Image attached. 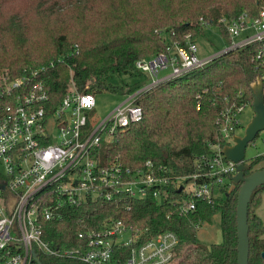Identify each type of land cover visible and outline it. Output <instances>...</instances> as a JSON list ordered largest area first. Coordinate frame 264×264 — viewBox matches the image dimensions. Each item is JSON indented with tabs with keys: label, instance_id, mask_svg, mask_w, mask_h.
<instances>
[{
	"label": "trees",
	"instance_id": "1",
	"mask_svg": "<svg viewBox=\"0 0 264 264\" xmlns=\"http://www.w3.org/2000/svg\"><path fill=\"white\" fill-rule=\"evenodd\" d=\"M262 1L0 0V84L36 73L32 79L45 88L49 111L56 110L73 88L95 97L104 92L127 95L148 81L135 70L136 61L166 53L174 43L197 44L207 27L218 28L228 40L221 19L234 20L244 12L254 18ZM254 54V46L228 51L140 94L136 104L142 119L102 140L94 155L101 167L120 164L136 170L148 162L154 177L169 180L168 198L157 203L149 191L142 199L119 194L110 201L65 202L56 219L42 221L47 247H78L80 233L98 230L105 221H121L145 237L173 232L178 238L173 264H236L235 212L241 184L233 185V175L227 176L211 203L193 200L179 187L206 171L203 162L217 149L230 145L216 124L221 113L245 105L252 108L250 84L261 75ZM115 77L141 81L120 85L113 82ZM262 161L264 154L245 161L249 170L244 175L264 169H254ZM178 178L185 181L179 185ZM263 192L264 185L255 189L248 205V264H264V225L256 215ZM175 201L194 202L195 211L180 215ZM216 214L221 243L198 244V227ZM36 256L40 264H84L41 252Z\"/></svg>",
	"mask_w": 264,
	"mask_h": 264
},
{
	"label": "built area",
	"instance_id": "2",
	"mask_svg": "<svg viewBox=\"0 0 264 264\" xmlns=\"http://www.w3.org/2000/svg\"><path fill=\"white\" fill-rule=\"evenodd\" d=\"M228 46L205 58L197 44L171 45L166 53L135 62V70L148 81L105 116H94L95 96L73 88L57 109L46 107L49 96L40 82L23 75L0 84V264H30L32 252L65 256L84 264H173L178 238L173 232L144 236L121 221H105L98 230L80 233L78 247L55 251L42 241V221L58 216L60 206L87 198L106 199L126 194L144 198L149 191L161 203L168 198L169 180L156 178L147 162L144 169L130 170L120 164L98 165L94 153L106 141L127 131L142 119L138 96L159 83L200 69L220 54L254 46V60L261 72L264 95V0L253 18L247 12L234 20L221 19ZM244 106L221 113L216 124L230 142L241 127ZM264 132V131H263ZM234 134V135H233ZM264 142V138L262 140ZM217 154L203 162L206 171L195 174L185 186L193 200L211 203L219 195L236 164ZM181 185L185 178H178ZM179 187V189H180ZM178 213L195 211L194 202H179Z\"/></svg>",
	"mask_w": 264,
	"mask_h": 264
},
{
	"label": "water",
	"instance_id": "3",
	"mask_svg": "<svg viewBox=\"0 0 264 264\" xmlns=\"http://www.w3.org/2000/svg\"><path fill=\"white\" fill-rule=\"evenodd\" d=\"M250 91L253 97L252 109L254 116L244 127L242 136L234 135L232 145H225L221 149V154L227 160L235 163L236 173L232 178L233 185L241 184L236 205V264H248L249 239L247 224L248 205L253 191L264 185V169L251 172L248 176L244 175L249 170L245 164V150L260 132L264 131V95L262 93V80L257 76L255 81L250 84ZM181 191V187L179 189ZM264 257V253L262 254ZM33 261L40 264L36 253L32 252Z\"/></svg>",
	"mask_w": 264,
	"mask_h": 264
},
{
	"label": "rangeland",
	"instance_id": "4",
	"mask_svg": "<svg viewBox=\"0 0 264 264\" xmlns=\"http://www.w3.org/2000/svg\"><path fill=\"white\" fill-rule=\"evenodd\" d=\"M165 39L168 40L167 36L164 35ZM198 46V57L205 58L208 56H213L228 46V40L226 37L221 35V32L216 27H207L204 30L203 36L197 40ZM141 78H128V77H115L113 82L116 84L122 85V82L125 84H133L135 82H140ZM125 95H118L113 93L104 92L102 94L96 95L95 97V107H94V116L103 117L105 116L112 108L119 104ZM254 116L253 109L249 105H245L242 109V112L239 116L241 127L235 129V135L242 136L244 132V127ZM264 132H260L257 137L248 144L245 150V161L255 158L257 156L264 154ZM106 141V138L103 137ZM232 145V141L229 142ZM264 167V161L257 164L255 168ZM187 190L188 187L185 186ZM264 237V236H263ZM196 242L203 246H210L212 244L221 243V230H220V217L218 214L214 215L209 223L201 224L197 229Z\"/></svg>",
	"mask_w": 264,
	"mask_h": 264
},
{
	"label": "crops",
	"instance_id": "5",
	"mask_svg": "<svg viewBox=\"0 0 264 264\" xmlns=\"http://www.w3.org/2000/svg\"><path fill=\"white\" fill-rule=\"evenodd\" d=\"M256 215L264 225V192L261 194L259 205L256 209ZM264 236V235H263Z\"/></svg>",
	"mask_w": 264,
	"mask_h": 264
}]
</instances>
